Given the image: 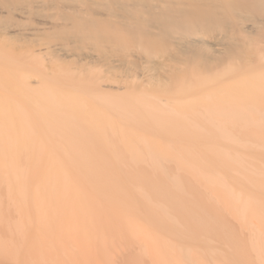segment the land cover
Returning <instances> with one entry per match:
<instances>
[{
	"label": "bare ground",
	"instance_id": "1",
	"mask_svg": "<svg viewBox=\"0 0 264 264\" xmlns=\"http://www.w3.org/2000/svg\"><path fill=\"white\" fill-rule=\"evenodd\" d=\"M20 1L0 0V60L56 33L98 53L84 81L115 54L122 64L112 71L139 67L129 57L141 53L151 89L64 90L35 59L23 73L0 68V263L91 264L120 238L142 248L149 237L158 264H264V162H254L264 150V0H77L64 24L32 30L20 23L38 0ZM155 57L170 63L164 73ZM166 162L217 194L243 230L260 224L253 239Z\"/></svg>",
	"mask_w": 264,
	"mask_h": 264
},
{
	"label": "rangeland",
	"instance_id": "2",
	"mask_svg": "<svg viewBox=\"0 0 264 264\" xmlns=\"http://www.w3.org/2000/svg\"><path fill=\"white\" fill-rule=\"evenodd\" d=\"M27 2L28 0H21L20 3L16 7L24 9L26 7ZM99 2H102V4L103 3L105 4L107 0H100ZM71 4L73 6H76L78 2L77 0L75 1L55 0V2H53V0H38L37 2L33 3L34 12L32 13V15H30L28 19H23L20 25L22 26V28H25L27 30H32V29L38 28L39 26L42 27L41 25L43 24H49V25L50 24H64L66 21L63 19L62 16L64 13L71 12V9H69L70 6H72ZM93 7H94L93 8L94 12L98 14H103L106 12L104 9L105 7L104 8L102 6H98V7L93 6ZM17 44H18L17 48L14 47V49H11L9 47L7 49V51L11 54V57H10L11 59L10 58L7 59L8 61H6L5 59H3L4 61L2 59L0 60V62L2 63V64L0 63L1 64L0 68L2 70L5 69L6 70L5 73H8L10 75L13 74L12 72L16 70L17 72H22V73L26 72L25 69L26 68L28 69L29 66L28 67H25V66H27V64L30 62L31 59L33 60L35 59L34 61L42 62L40 63V66L42 67V68L40 67V69L42 70L41 72L44 75L48 76L47 78H50V80H53L54 81V82L52 81L53 83H56V84L60 83L58 85L60 87L62 86V89L64 90H68V89L70 90V88L71 90H74V88H72L73 85L77 86L78 84L79 85L81 84V86L84 87L85 90H87V92L94 94L96 88H94L93 87L94 85L92 84H95V86H98V88H100L104 92L106 91L108 94H111V95L120 94L122 96H126L129 92H141L143 90L146 91V90L151 89V87L148 86V84L146 83L147 75L149 74L147 71L148 58L141 53H135L134 55L129 57V60L136 62L138 64L140 63L139 67L127 66L124 68V70L112 71L110 69V66L119 67L122 64V58L119 56V54H115V56L111 58L109 65H105L101 63L102 65L100 64L96 68H94V70L92 71L94 74L93 81L90 82L91 83L90 85V83L82 79L85 76L84 75L85 74L84 69L86 68L85 63L90 60V57L98 56L97 52L92 51L89 48H84V47L77 49L76 41H74L73 39H71V41L70 40L64 41L61 38H59L56 33L53 35L52 34L48 35L45 38V40L36 43L35 44L36 47L32 49H30L27 44H24V43H17ZM49 50L52 51L50 53H53L54 56L48 53ZM40 56L42 57V59ZM12 59L13 61H10ZM14 60L20 61L21 63L18 62L19 64H17L16 62H14ZM153 60L161 64L162 70L160 68L158 70L159 72L164 73L168 69V68L167 69L165 68L170 63L165 62L164 58L155 57ZM22 62L24 65L22 64ZM25 63L27 64L25 65ZM13 68H15V70ZM49 72L51 73L49 74ZM67 75H68V78H67ZM96 77L99 79H96ZM69 82H70L69 84L70 88L68 87ZM27 83L32 88H36L39 86V80L36 77L29 79ZM61 83H63V85L67 87L63 88L64 86ZM119 87H121V89ZM28 113L30 115L38 114V112H36L33 108H29ZM261 153L262 155L259 156L254 162L256 163L264 162V150H261ZM166 163L165 165H167L166 167L168 170H170L174 174H179L185 179L186 182L191 184V188H192L191 191H193L192 193L198 196V200L204 206H207L209 203L210 207H212L213 209H216L217 212L220 215H222L223 219L227 221L229 226L232 227L233 229H236L238 233L242 235L243 238H245L246 240L253 239V236L255 235V233L258 232L257 229L261 228L260 224L258 223L256 224L258 225V228L252 227L247 230L246 229L243 230L240 226V223L236 219H234L230 214H228L229 212H227L224 209V206L217 194L212 193L209 189L201 188L199 183L195 181L194 177L191 175L190 172L177 171L175 163L173 162H166ZM140 169L142 170V172L146 174H148V172L151 171V168L149 165L148 166L141 165ZM238 179H233V180H236L238 183L239 182ZM227 182L235 191L239 193L241 197H244V195H242V186L240 183H238L239 184L238 185L237 183H235V181L233 182L231 178L228 179ZM11 216L13 218L15 217L13 214H11ZM137 220H139L141 224L145 225L146 227H149L151 231L154 230L152 225H149L143 219H137ZM253 231H256V232L254 233ZM152 233L154 234V236H156L155 231H153ZM164 235L167 238L166 240L170 243L171 247L178 248L179 242L177 241L178 239L176 237H173L171 235L168 236L167 234H164ZM0 236H5V235L3 233H0ZM149 239L150 238L148 237V239L144 241L143 243L144 246L142 245V248H141V244L140 245L139 244L128 245L126 241L124 243V241H122V238H120L118 239L119 242L117 241L113 245H111V250H110L111 252L109 251L108 258H105L102 252L96 250V252L94 253L95 258L92 261L93 263L91 264H158L153 255L154 252L152 250V244L150 243L151 239L150 240ZM114 245L116 246V248ZM141 249L144 251L143 252L145 254L144 256L142 255ZM70 251H72L73 253H76L77 250H75V248L71 246ZM220 252L221 253L225 252L224 248H222ZM0 264H16V263L15 262H1ZM46 264H53V263L49 262ZM82 264L84 263L82 262Z\"/></svg>",
	"mask_w": 264,
	"mask_h": 264
}]
</instances>
